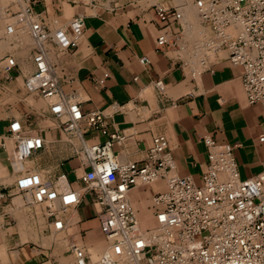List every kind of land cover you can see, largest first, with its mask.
<instances>
[{"label":"built area","instance_id":"obj_1","mask_svg":"<svg viewBox=\"0 0 264 264\" xmlns=\"http://www.w3.org/2000/svg\"><path fill=\"white\" fill-rule=\"evenodd\" d=\"M85 1L94 5L100 0ZM142 1L152 5L161 23L156 45L180 50L185 43L184 4ZM16 3L21 10L11 17L19 18L17 30L25 31L31 39L34 67L24 79L25 91L47 103L48 115L69 143L81 172L77 175L80 184L75 187L64 174L41 177L36 170H26L13 189L26 205H40L44 230L67 235V252L74 264H264V167L241 179L233 153L236 145L216 143L208 134L202 137L208 160L201 184L175 174L162 134L152 137L142 161L121 160L113 146H122L126 135L108 130L104 110L85 111L57 76V57L75 50L82 40L84 16L77 14L63 24L54 19L51 27L32 11L31 0ZM192 4L201 24L211 31L206 51H226L231 65L241 68L247 102L264 103V0H192ZM172 23L178 24V31H170ZM5 28L7 34H15L13 24ZM231 28L234 33L229 32ZM140 62L146 63L147 58L141 57ZM14 65V57L0 58L6 75ZM156 85L163 90L160 81ZM108 108L114 112L120 107L110 104ZM89 132L107 139L89 141L85 137ZM6 137L14 143L18 162L27 161L50 143L18 119L9 123ZM259 141H264V133ZM158 181H163L165 188L154 187ZM145 186L153 187L148 206L151 222L146 227L128 198L133 189ZM84 193L90 195L104 241L96 259L78 228L77 209ZM74 225L77 228L72 231Z\"/></svg>","mask_w":264,"mask_h":264},{"label":"crops","instance_id":"obj_2","mask_svg":"<svg viewBox=\"0 0 264 264\" xmlns=\"http://www.w3.org/2000/svg\"><path fill=\"white\" fill-rule=\"evenodd\" d=\"M159 2L165 6L184 4L185 43L180 50L156 45L161 23L152 5L142 0H100L94 5L85 0H31V9L51 27L54 19L63 24L77 14L84 16L82 40L75 50L57 57V76L85 111L104 110L108 130L126 135L122 146H113L121 160L142 161L152 137L162 134L175 174L201 184L208 160L202 137L208 134L216 143L236 145L233 153L241 179L259 173L264 167V141H259L264 133V103L247 102L241 68L231 65L226 51H206L210 35L197 27L191 0ZM0 5L10 16L19 11L13 0ZM13 6L17 7L14 11ZM12 22L0 9V58L9 55L15 59L8 75L0 67V193H4L0 197V264H60L61 240L34 228L35 215L27 208L36 205H26L13 186L24 171L36 170L42 177L64 174L77 187L81 170L63 133L49 117L47 103L25 91L24 79L34 68L31 39L22 30L7 34L5 27ZM169 29L178 31V24L172 23ZM141 57L147 62L141 63ZM110 104L120 108L111 112ZM13 119L50 141L24 162L15 159L14 143L6 137ZM85 137L93 142L107 139L92 132ZM152 192V186H145L142 191L128 193L141 225L151 222L149 210L145 212L150 205L145 203L148 197L141 194L151 196ZM87 196H82L77 216L83 242L91 243L86 245L89 249L99 244L94 238L101 232L90 199L83 203ZM37 219L45 226L39 212ZM65 238L68 240L66 234Z\"/></svg>","mask_w":264,"mask_h":264},{"label":"rangeland","instance_id":"obj_3","mask_svg":"<svg viewBox=\"0 0 264 264\" xmlns=\"http://www.w3.org/2000/svg\"><path fill=\"white\" fill-rule=\"evenodd\" d=\"M5 0H0V2L2 3V4H5L6 3V1L4 2ZM188 2H190V0H187ZM192 1V0H191ZM13 2H16V0H13ZM181 2H183V1H181ZM5 8V6L4 5H0V9H1V13L3 14V15H5L6 13H7V16H8V18H10L11 16L8 14V12L6 11V9H4ZM17 9V7H14L13 6V11L14 10H16ZM193 10H194V14H195V23H196V25H197V27H199V28H204V33H209V35H210V33H211V31H210V29L207 27V26H204V25H202L201 24V22H200V20L198 19V17H197V14H196V11H195V9H194V7H193ZM13 19V22H14V20H16V19H18V18H12ZM184 29H186V27L184 26ZM185 31V30H184ZM183 33H185V32H183ZM208 40V39H207ZM206 40V41H207ZM31 163L29 162L28 163V165H30ZM158 185H160V187L162 188V186H163V182L162 181H160L159 183H158ZM147 187V186H146ZM142 188L143 187H137V188H135V189H133L131 192H133V191H135V190H137V192L138 191H142ZM141 195H144V196H146V197H148V201L146 202L145 201V203L147 204V206L150 204V201H149V198H150V196L148 195V194H141ZM89 199H90V197L89 196H87V197H84V199H83V203L85 204V203H87L88 204V202H89ZM29 211H32V212H35L36 214H37V216H38V212H39V210H40V213H41V211H43L42 210V208L41 207H39L38 205H36L35 207H28L27 208ZM37 211H36V210ZM148 209H149V207L148 208H145V212L147 211L148 212ZM140 212V211H139ZM138 212V213H139ZM38 217H35V219H34V221H32V220H30V221H32V223H33V225H34V228L36 229V230H38L39 232H42L43 230H44V228H45V226H44V224H43V221L40 219V224H39V222H38V220L39 219H37ZM36 223V225H35V223ZM147 223H150V222H146V223H143V225L142 226H144V227H146V226H149L150 224H147ZM40 225L43 227L42 229H40L41 227H40ZM82 236H84V233L82 232ZM53 238L54 239H57V240H61V243H62V245H61V248L60 249H58L59 251V253L61 254L62 253V256H61V258H62V261L60 262V264H74V261H73V258H72V256L67 252V242H68V240H67V238H65V234H58V235H53ZM94 240H95V242H99V244H97L95 247H92V248H89L88 249V251H89V253L91 254V257L93 258V259H96V257L98 256V254L101 252V250H102V247H103V245H104V241H103V236H102V233H100L99 235H97V237H95L94 238ZM84 242L86 243V244H89L90 242H87L86 240H84ZM89 245H91V243L89 244ZM92 249H94L95 251H93ZM99 252L98 254H97V256H92L95 252Z\"/></svg>","mask_w":264,"mask_h":264},{"label":"bare ground","instance_id":"obj_4","mask_svg":"<svg viewBox=\"0 0 264 264\" xmlns=\"http://www.w3.org/2000/svg\"><path fill=\"white\" fill-rule=\"evenodd\" d=\"M17 1H19V0H16V2ZM18 7H19V11L21 10L20 9V6L18 5ZM194 7V6H193ZM185 9V8H184ZM195 9V8H194ZM20 17V16H19ZM198 17V16H197ZM19 19V18H18ZM18 19H16V20H14V22H12V23H8V24H13L14 25V28H16L15 29V33L17 32V31H19V30H17V29H19L18 27H19V24L17 23V21H18ZM199 19V18H198ZM200 20V19H199ZM230 33H234L235 31H234V28H231V30L229 31ZM211 37H209L208 38V40L206 41L208 44L210 43V41H211ZM207 45V44H206ZM208 47V46H207ZM54 54H52V57L54 58V56H53ZM41 176V175H40ZM42 177V176H41ZM160 181H158V182H155V183H153V186H157L158 185V183H159ZM163 182V181H162ZM157 188H161L160 187V185H158L157 186ZM163 188H165V184H164V182H163V186H162V188L161 189H163ZM27 198H29L30 199V197L29 196H27ZM132 204V203H131ZM35 205H38V204H35ZM39 207H40V205H38ZM133 206V205H132ZM39 213H40V210H39ZM41 215V214H40ZM72 221H74L76 218H75V215H74V213L72 214ZM43 218V217H42ZM73 227H75V225L73 226ZM73 227L71 228V229H73ZM60 233H62V232H59V233H56V234H60ZM56 234H54V235H56ZM103 248V247H102ZM102 251V250H101ZM97 252H95L94 254H93V256H97Z\"/></svg>","mask_w":264,"mask_h":264}]
</instances>
